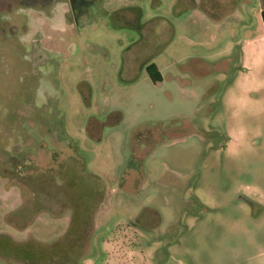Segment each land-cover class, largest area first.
Masks as SVG:
<instances>
[{"label":"rangeland","instance_id":"374dc122","mask_svg":"<svg viewBox=\"0 0 264 264\" xmlns=\"http://www.w3.org/2000/svg\"><path fill=\"white\" fill-rule=\"evenodd\" d=\"M260 10L0 0V264H264Z\"/></svg>","mask_w":264,"mask_h":264},{"label":"flooded vegetation","instance_id":"af4514ba","mask_svg":"<svg viewBox=\"0 0 264 264\" xmlns=\"http://www.w3.org/2000/svg\"><path fill=\"white\" fill-rule=\"evenodd\" d=\"M200 3H202V0H199ZM91 0H67V4L69 6V9L72 14V18L76 19L82 15H84L87 11L88 5L90 4ZM153 65L150 67V74L153 77L157 78V75L159 73L157 67L154 64H149L146 66V70L149 66ZM149 74V73H148ZM149 74V76H150ZM34 157H29L30 161L33 160ZM35 159V158H34Z\"/></svg>","mask_w":264,"mask_h":264},{"label":"trees","instance_id":"16d2710c","mask_svg":"<svg viewBox=\"0 0 264 264\" xmlns=\"http://www.w3.org/2000/svg\"><path fill=\"white\" fill-rule=\"evenodd\" d=\"M260 15H261V21H262V26H263V30H264V0L261 1V10H260ZM153 65L149 66L147 68V72L150 74V67H152ZM150 78L152 79V81L154 82H158L161 80V75L160 73H158L157 75V78L156 77H153L151 74H150Z\"/></svg>","mask_w":264,"mask_h":264},{"label":"crops","instance_id":"0c3cea01","mask_svg":"<svg viewBox=\"0 0 264 264\" xmlns=\"http://www.w3.org/2000/svg\"><path fill=\"white\" fill-rule=\"evenodd\" d=\"M262 1V0H261ZM213 66V68H214V64L212 65Z\"/></svg>","mask_w":264,"mask_h":264}]
</instances>
